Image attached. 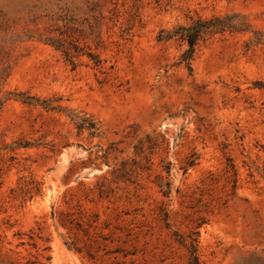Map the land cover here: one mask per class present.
Wrapping results in <instances>:
<instances>
[{
    "label": "rangeland",
    "instance_id": "obj_1",
    "mask_svg": "<svg viewBox=\"0 0 264 264\" xmlns=\"http://www.w3.org/2000/svg\"><path fill=\"white\" fill-rule=\"evenodd\" d=\"M214 16L238 29L190 71L159 34ZM66 26L99 65L39 38ZM192 238L264 264V0H0V264H189Z\"/></svg>",
    "mask_w": 264,
    "mask_h": 264
},
{
    "label": "trees",
    "instance_id": "obj_2",
    "mask_svg": "<svg viewBox=\"0 0 264 264\" xmlns=\"http://www.w3.org/2000/svg\"><path fill=\"white\" fill-rule=\"evenodd\" d=\"M90 1V0H86ZM93 9L100 6L98 1L92 3ZM235 16H214L211 18H202L197 17L192 19L188 24H182L176 26L172 30H162L159 34V40L161 41H170V40H179L180 42L186 44L187 48L183 51L180 56V62L184 63L185 66L191 71L192 66L191 62L197 52L198 48L206 43L209 39H211L216 34H223L226 31H234L237 30V26L233 21ZM96 22H98V17L95 18ZM69 28L66 26L64 29L59 30L48 28L46 33H41L39 38L43 40L45 43L54 46L56 49L61 50L66 58L73 67L77 64L75 62L76 58L81 55H87L95 65H99L101 63L100 56L97 53H94L92 47L89 45L80 46L79 40L81 38L84 40L86 34L82 30L74 29L75 32L79 33V36L76 38H71L69 35H66ZM93 30V28H92ZM58 31V35H52L54 32ZM91 34H94L92 31ZM99 36L96 37L95 46L99 47ZM23 102L28 104H41L45 108L58 110L61 112H65L72 121L76 124L79 130L86 129L89 131L91 135L97 134V127L95 123L87 118H81L78 114L68 111L65 108L60 106H53L49 101H43L40 103L38 99L34 97H27L23 99ZM82 228V227H77ZM88 233V232H87ZM65 244L78 252H82L85 250L87 255L90 258H95L93 244L91 242H84V245H79L78 239H73L72 241H66ZM189 250V264H199V255H198V244L197 239L192 238L191 241L187 245ZM17 264V263H13Z\"/></svg>",
    "mask_w": 264,
    "mask_h": 264
}]
</instances>
